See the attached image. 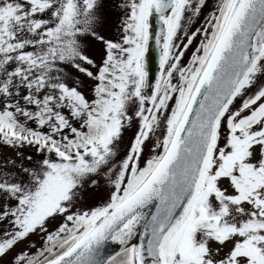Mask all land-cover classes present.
Returning a JSON list of instances; mask_svg holds the SVG:
<instances>
[{
    "label": "snow or ice",
    "instance_id": "snow-or-ice-1",
    "mask_svg": "<svg viewBox=\"0 0 264 264\" xmlns=\"http://www.w3.org/2000/svg\"><path fill=\"white\" fill-rule=\"evenodd\" d=\"M0 264H264V0H0Z\"/></svg>",
    "mask_w": 264,
    "mask_h": 264
},
{
    "label": "water",
    "instance_id": "water-1",
    "mask_svg": "<svg viewBox=\"0 0 264 264\" xmlns=\"http://www.w3.org/2000/svg\"><path fill=\"white\" fill-rule=\"evenodd\" d=\"M149 57V75L150 77L158 76V53L154 45H150Z\"/></svg>",
    "mask_w": 264,
    "mask_h": 264
}]
</instances>
